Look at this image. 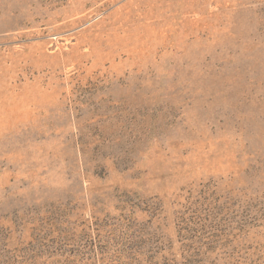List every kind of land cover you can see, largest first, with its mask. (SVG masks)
I'll list each match as a JSON object with an SVG mask.
<instances>
[{"label":"rangeland","instance_id":"obj_1","mask_svg":"<svg viewBox=\"0 0 264 264\" xmlns=\"http://www.w3.org/2000/svg\"><path fill=\"white\" fill-rule=\"evenodd\" d=\"M0 264H264V0H0Z\"/></svg>","mask_w":264,"mask_h":264}]
</instances>
